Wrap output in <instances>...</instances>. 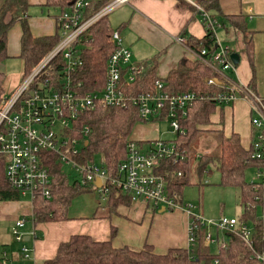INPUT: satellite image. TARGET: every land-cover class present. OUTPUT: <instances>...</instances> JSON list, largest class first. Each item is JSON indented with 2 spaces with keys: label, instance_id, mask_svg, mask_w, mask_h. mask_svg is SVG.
<instances>
[{
  "label": "built area",
  "instance_id": "1",
  "mask_svg": "<svg viewBox=\"0 0 264 264\" xmlns=\"http://www.w3.org/2000/svg\"><path fill=\"white\" fill-rule=\"evenodd\" d=\"M128 0H112L93 14L87 15L92 8L90 0H74L72 5L56 19L59 26V41L53 49L25 76L16 89L0 101V157L5 163V179L20 197L30 196L31 203L35 195L44 199L51 197L48 166L45 154L54 157L62 167H68L77 175L78 184L83 188H93L99 197L106 199L111 187L125 193L132 203H148L155 209L169 212L182 211L188 217L187 250H192L200 232L203 233V245L210 247L216 243L212 229L222 235L231 234L240 238L252 251L253 257L264 264L263 249H254L255 230L251 223L242 218L220 217L217 221L204 220L202 214L194 213L196 206L184 202L177 192L169 193L166 182L154 173L161 160L172 163L185 162V151L170 141L156 140L143 148L129 140L125 160L118 165L116 174L110 176L106 169L95 161L81 163L76 157L80 154L87 128L76 130L73 126L80 114L96 108H124L131 104L137 108L140 122L151 123L164 120L171 132L183 134L179 122L184 119L198 97L193 93H171L165 90L162 81H155L151 92L132 95L126 92L128 85L134 83L143 70V64L131 63V52L123 45L118 31H113L111 43L114 50L108 57L105 76L100 91L81 92L80 84L74 85L72 77L82 65L83 35L90 27L105 17L113 9ZM205 34L209 32L215 50L208 53L201 48L199 53L191 51L187 39L176 37L175 43L182 45L192 58L209 68L215 77L206 78L207 87L219 92L212 97L218 105H229L238 99L249 102L251 125L257 131L252 142V158L264 159V99L260 98L248 86L235 82V65L231 61L232 52L221 46L216 35L220 27L217 20L200 9ZM55 76V78H52ZM77 134V135H76ZM181 176V172L177 173ZM257 177H261L260 172ZM99 180L100 187L95 183ZM206 184V182H203ZM264 197V194H263ZM258 201V197L255 198ZM249 212V206L246 207ZM258 218L264 223V205ZM25 220L19 218L11 229L16 242H23L21 229ZM33 239L35 232L30 233ZM264 243V236H262ZM25 260L30 261L31 250L21 249ZM0 264H11L0 259ZM29 264V263H28ZM30 264H35L34 261ZM212 264H219L214 260Z\"/></svg>",
  "mask_w": 264,
  "mask_h": 264
},
{
  "label": "trees",
  "instance_id": "2",
  "mask_svg": "<svg viewBox=\"0 0 264 264\" xmlns=\"http://www.w3.org/2000/svg\"><path fill=\"white\" fill-rule=\"evenodd\" d=\"M73 1L47 0L46 5L58 9L60 15L72 5ZM90 1L92 8L88 10L87 15L96 12L112 0ZM196 5L213 20H217L218 17L226 19L230 29L242 36L244 51L252 65L253 44L245 18L241 15L223 16L218 0H199ZM28 8V0H2L0 6V62L7 58V33L17 21H20L22 35L19 58L23 63V78L60 39L59 26L52 36L33 38L27 23L21 20ZM113 31L115 30L110 27L108 17L105 16L95 22L83 35L84 40L91 42L82 43L84 47L80 55L82 65L72 77L74 85L80 84L81 92L101 90L106 62L114 50L111 43ZM187 46L195 53H199L201 48H206L208 53L215 50L209 32L200 40L189 37ZM155 65L144 63L141 74L134 83L128 85L126 92L132 95L151 92L155 81H162L168 92L193 93L202 99L197 100L187 109L186 116L179 122L180 130L184 133L175 134L174 139L170 141L185 151V162L172 163L167 159L161 160L154 173L165 180L169 193L177 192L181 195L184 187L193 185L194 179L201 183L202 178L210 175L211 169L214 168L219 174L221 186L239 190V202L242 208L240 218L251 223L255 230L254 249H263L264 243L261 239L264 236V223L258 218V208L264 205V192L260 184L247 183L245 179L247 170L263 168V159L252 158V146L248 150L243 149L239 136L234 133L230 137H225L222 133L215 135V140L219 144L218 155L198 152L200 140L205 134L199 128L209 124V116L219 106L212 99L219 90L205 86L204 80L215 77L216 74L201 61L191 58L180 61L177 67L161 80L156 76ZM2 83L3 77L0 75V101L5 96ZM253 83L254 79L248 85L252 91H254ZM138 123L142 122L137 108L131 104L124 108H96L80 114L73 126L78 131L87 128V134L83 138L84 143L80 154L76 157L77 161L86 163L97 159L110 176L116 174L118 165L126 158L129 137ZM44 158L47 159L45 164L48 166L51 179V197L44 199L39 194L35 195L32 202L33 223L70 220L69 208L72 201L82 193L93 192L94 189L81 187L78 179L70 182L61 165L52 155L45 154ZM178 172H181V176L177 175ZM256 197L258 201L255 200ZM20 198L19 192L12 189L5 179V163L0 157V201H19ZM129 203L131 201L125 193L117 188H110L106 201L108 214L117 213L120 206ZM247 206L250 208L249 212L246 211ZM202 232L197 236V243L192 250L169 249L164 255L155 254L148 245H144L140 251H135L128 247L114 248L110 241L95 242L89 236L74 235L67 242L59 244L53 259L46 260L42 264H212L214 260L219 264H263L252 256V251L237 236L220 235L215 231L216 243L204 247ZM115 235L116 230L112 228L111 239Z\"/></svg>",
  "mask_w": 264,
  "mask_h": 264
},
{
  "label": "crops",
  "instance_id": "3",
  "mask_svg": "<svg viewBox=\"0 0 264 264\" xmlns=\"http://www.w3.org/2000/svg\"><path fill=\"white\" fill-rule=\"evenodd\" d=\"M198 1L128 0L106 16L110 27L120 33L124 47L131 52V63L156 64V76L162 80L180 61L192 58L187 50L173 39L183 37L188 40L192 37L200 40L205 36L202 17L195 8ZM46 2L47 0H28L29 8L21 18L27 23L33 38L52 36L56 32V16L58 17L59 11L47 6ZM218 2L223 16L241 15L245 18L252 38L253 57L250 65L244 51L242 36L230 29L226 19L217 18L220 24V27L216 28L219 43L239 55V63L232 78L245 86L254 79V93L264 99V0H218ZM42 8L47 9L46 16ZM30 10H33V15L29 13ZM21 35V22L17 21L7 33V58L0 62L5 95L12 93L23 79V63L19 58ZM83 48L82 46L81 49ZM12 59L20 60L22 75L15 70H9L8 60ZM253 116L249 102L238 99L229 105L217 106L209 116V124L200 126L199 130L205 133L202 137L212 136L213 139H216L215 135L219 133L225 137L237 134L243 149L248 150L258 134L251 125ZM156 123L160 122L136 124L129 140L138 142L144 149L156 140L171 141L161 138ZM261 184L264 192L263 183ZM93 192L97 193L95 190ZM97 195L99 196L98 193ZM180 197L183 200L181 195ZM106 201L107 198L100 206L107 210ZM132 205L140 208L136 209ZM121 207L133 208L131 211L133 214L140 212L142 215L125 216L124 210L119 211ZM149 209L154 212L153 215H149ZM19 218L25 220V226L21 229L24 240L21 243L16 242L11 234V229ZM69 218L67 221L34 224L31 200L0 201V259L5 258L11 264H30L33 261L35 264H42L53 259L59 244L67 242L74 235H86L95 242L110 241L114 248L128 247L135 251H140L144 245H148L158 255H164L169 249H187L189 219L182 211L169 212L155 209L148 203L131 202L120 206L117 213L97 214L94 211L89 217L69 215ZM112 228L116 230L113 239L110 236ZM32 231L35 232V239L30 235ZM23 246L31 250L30 261L22 256Z\"/></svg>",
  "mask_w": 264,
  "mask_h": 264
},
{
  "label": "rangeland",
  "instance_id": "4",
  "mask_svg": "<svg viewBox=\"0 0 264 264\" xmlns=\"http://www.w3.org/2000/svg\"><path fill=\"white\" fill-rule=\"evenodd\" d=\"M2 4V0H0V6ZM43 14L47 15V9L42 8ZM33 10H30L29 13L31 15ZM53 12L52 9H50ZM93 14V13H92ZM112 16V15H111ZM9 70H15L20 75H22V64L19 59L8 60ZM160 133L161 138L165 140H173L174 133L171 132L169 124L167 122L156 123ZM199 154H210L216 156L219 154V144L213 139L212 136L202 137L198 147ZM95 162H98L95 159ZM63 171L66 173L70 182L77 180V175L74 171H72L68 167H63ZM211 174L204 176L201 180V183L194 180V185L184 187L181 191V196L183 201L186 203H190L193 206H196L198 209L194 210V213L200 214L202 210L203 219L208 221H217L220 217L227 218H240L242 215V208L240 206V193L238 189L224 187L219 184V174L218 172L212 168ZM260 172L261 177H257V174ZM245 179L247 183H258L264 186V168L261 170L249 169L245 173ZM206 182V184H203ZM21 201L28 202L30 201V196L20 198ZM104 199L99 197L97 193L87 192L82 193L77 196L73 201L69 208V215L76 217H89L94 211L97 214H105L107 210L100 205L104 204ZM130 207V206H129ZM132 207H135L132 205ZM201 207V210H200ZM137 207L136 209H139ZM133 208H123L121 207L119 211H123V215L128 217H133L137 215H142V213L138 212V214H133ZM138 211V210H137ZM258 212H261V208H258ZM149 215H153L150 209L148 210ZM120 214V213H119ZM212 235H215V230L212 229ZM222 235L221 233H219Z\"/></svg>",
  "mask_w": 264,
  "mask_h": 264
},
{
  "label": "water",
  "instance_id": "5",
  "mask_svg": "<svg viewBox=\"0 0 264 264\" xmlns=\"http://www.w3.org/2000/svg\"><path fill=\"white\" fill-rule=\"evenodd\" d=\"M230 58H231V61L233 62V64H234L235 66L238 65V63H239V55H237L236 53H232V54L230 55ZM95 186H96V187H100V186H101V183H100L99 180L96 181ZM162 211H163V210H162Z\"/></svg>",
  "mask_w": 264,
  "mask_h": 264
},
{
  "label": "bare ground",
  "instance_id": "6",
  "mask_svg": "<svg viewBox=\"0 0 264 264\" xmlns=\"http://www.w3.org/2000/svg\"><path fill=\"white\" fill-rule=\"evenodd\" d=\"M83 40H84V38H83Z\"/></svg>",
  "mask_w": 264,
  "mask_h": 264
}]
</instances>
